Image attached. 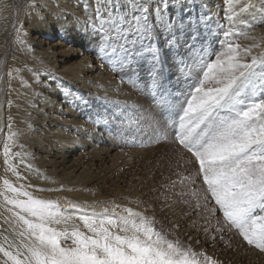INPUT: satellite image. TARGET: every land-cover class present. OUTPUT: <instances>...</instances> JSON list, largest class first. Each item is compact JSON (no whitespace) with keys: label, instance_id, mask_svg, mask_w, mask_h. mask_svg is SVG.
Segmentation results:
<instances>
[{"label":"rangeland","instance_id":"obj_1","mask_svg":"<svg viewBox=\"0 0 264 264\" xmlns=\"http://www.w3.org/2000/svg\"><path fill=\"white\" fill-rule=\"evenodd\" d=\"M211 1L207 8L204 0H195L194 13L203 17L202 27L212 29V35L204 33L209 41L221 26L228 28L226 16L235 11L224 0ZM36 2L49 8L66 0H17L13 22L6 31V18L0 17V124L4 126L0 128V192L5 179L16 186L32 185L29 190L35 196L58 202L64 215L72 216L67 224L56 226L60 230L79 227L87 231L79 213L68 207L70 204L97 212L132 208L152 218L157 231L168 240L179 241L184 248L211 258L206 264H264V252L247 245L236 230L216 231L224 224L223 214L209 212L214 201L205 200L206 186L197 176L198 164L175 143L167 105L184 87V76H174L164 82L163 88H155L146 72L129 73L101 58L97 42L86 35L89 29L85 19L91 9L67 11L71 15L65 22L53 13L48 17L46 10L34 7ZM82 2L86 6L89 0ZM173 2L179 8V0ZM24 3L31 7L23 13L19 26V10L27 6ZM250 3L259 5V12L251 10L239 18H253V28L242 22L238 29L246 35L255 32L263 42L264 0ZM215 17L217 24L211 20ZM32 26L36 31H31ZM43 28H51V36H44ZM24 39L27 48L21 49ZM64 50L72 53L65 61L61 58ZM24 55L41 59L44 64ZM8 67L11 80L6 78ZM37 70L40 74L33 79ZM52 83L61 85L63 98L44 90ZM12 84L15 90L8 94ZM10 133H16L14 141L7 138ZM5 144L12 150L7 158L3 155ZM68 145L76 147L70 157L63 158L59 149ZM21 152L27 155H15ZM5 159L17 167L24 180L9 170ZM0 201L3 203L2 196ZM0 214L8 215L3 205ZM63 246L73 245L69 239ZM197 259L203 261L201 256ZM0 264L12 262L0 253Z\"/></svg>","mask_w":264,"mask_h":264},{"label":"snow or ice","instance_id":"obj_2","mask_svg":"<svg viewBox=\"0 0 264 264\" xmlns=\"http://www.w3.org/2000/svg\"><path fill=\"white\" fill-rule=\"evenodd\" d=\"M34 7L47 10L38 2ZM77 7L83 12L91 9L85 19L86 35L97 42L101 58L109 64L129 73L146 72L155 88L184 76V87L167 105L175 143L198 164L205 200L214 201L209 212L223 214L224 224L216 231L236 230L247 245L264 252V49L253 54L259 44L242 48L235 42L245 34L238 30L239 17L256 6L245 3L239 13L231 11L226 16L228 28L221 26L211 41L204 33L212 35V29L202 27L203 17L194 15L195 0H179V8L173 0H89ZM55 15L66 22L71 14ZM15 136L10 133L7 138L14 141ZM3 155H12L9 144L4 145ZM5 163L19 180L25 179L7 159ZM2 183L0 196L8 215L0 214V253L12 264H206L211 260L168 240L152 218L132 208L97 212L70 204L87 231L60 230L56 226L67 224L72 216L64 215L58 202L35 196L29 190L32 185L16 186L7 179ZM69 239L73 246L64 247Z\"/></svg>","mask_w":264,"mask_h":264},{"label":"bare ground","instance_id":"obj_3","mask_svg":"<svg viewBox=\"0 0 264 264\" xmlns=\"http://www.w3.org/2000/svg\"><path fill=\"white\" fill-rule=\"evenodd\" d=\"M54 2H57V0H53ZM215 1H217V0H215ZM17 2V0H0V17L1 16H5L4 18H6L5 19V25H4V29H3V31H6V30H8L9 29V26H10V24L13 22V19H14V9H13V5L15 4ZM204 2H206L205 4V6L207 7V8H210L211 6L210 5H207L208 3L210 4L212 1L211 0H204ZM224 2L226 3V5H228V6H230L231 7V9L232 10H235L236 12L237 11H239L240 10V8H242L243 7V4L244 3H250V2H253V0H230V2H227V0H224ZM255 2V1H254ZM257 3V2H256ZM25 5H27L26 7H24L22 10L20 9L19 10V15H20V17H19V22H18V24H19V26L21 25V22L24 20V18H23V13L28 9V8H30L31 6L29 5V3H24V6ZM77 5H80V6H83V2H82V0H66V2L65 3H61V4H58V5H56L55 7L54 6H50L49 8H47V10H46V12H47V14H48V17H51V14L53 13V14H56L58 11H63V12H67V11H70V10H72V9H78L79 11L80 10H82V8L81 7H77ZM242 5V7H240ZM255 5V4H254ZM256 7H255V9H254V11L255 12H259L256 8L257 7H259V5L257 6V5H255ZM225 9V8H224ZM215 10H216V7H215ZM231 13V12H230ZM213 14H215V12L213 11ZM215 15H217V14H215ZM258 15V14H257ZM253 16V15H252ZM29 17H27V19H28ZM216 18L217 17H215V18H213V19H211L215 24H217L216 23ZM241 19L243 20L242 22H244L245 24H244V26H246V25H253V18H251V20H247L246 18H244V15H243V17H241ZM262 20V19H261ZM256 23V22H255ZM40 24H41V22H40ZM55 27H56V29L58 30V32L60 31V32H62V29H61V27H58L56 24H53ZM241 26V25H240ZM239 28H241V27H239ZM253 28V27H252ZM44 29V28H43ZM49 30H51V28H48V29H44L43 31V33H45V34H43L44 36H46V37H49V36H51V34L50 33H48V32H50ZM239 31H241L242 32V30L243 29H238ZM31 31H36L35 30V28H34V26H32L31 27ZM16 32V31H15ZM251 32V31H250ZM14 34V33H13ZM53 36H58V34H55V35H53ZM14 37V36H13ZM258 36H257V34L255 33V32H251V34L249 33V35H246V34H244V35H242V36H240L239 37V39H240V41L238 40V43L241 45V47L243 48V47H249V46H251V45H253V44H259L260 45V48H254L253 49V54H256L257 52H259L261 49H264V41L262 42V41H260V39H258L257 38ZM248 42V43H247ZM28 44V41H27V39H24V40H21L20 41V47H21V49H26L27 47H26V45ZM51 52H49L48 51V54L45 56V57H47L48 58V56H49V54H50ZM72 55V53H68V51H66V50H64V51H62V53H61V58L65 61V59H66V57H69V56H71ZM27 55H24V57H26ZM53 56V55H52ZM26 58H28V59H30V60H33L34 61V63H36V64H44L43 62H42V60L41 59H38V58H33V57H26ZM55 59H54V61L52 62V63H55ZM59 61V60H58ZM18 62H20V60H18L17 62H16V64L18 63ZM87 66V65H86ZM83 68V67H82ZM74 69V68H73ZM68 70H71V69H68ZM9 73H11V68H7V70H6V78L8 79V80H11L12 79V75H9ZM39 74H40V71L39 70H37L36 72H35V74H34V76H33V79H37L38 78V76H39ZM73 74H75V73H73ZM76 76H77V74H76ZM75 79H73V80H79L78 79V77H74ZM12 86H13V84H12ZM61 85H58V83H52V84H50V85H47V86H45L44 88V90H46L48 93H50V94H56V95H61V97L63 98L64 97V95L63 94H61L60 92H61V87H60ZM15 86H13V87H9V89H8V94H11V93H13V91L15 90V88H14ZM67 89H68V85H65V92L67 91ZM64 92V93H65ZM66 101V100H65ZM59 130V129H58ZM60 132H62V131H60ZM59 133V132H58ZM75 145H68V146H66L64 149H59V153H63V158L65 157V158H68V157H70L71 156V153H72V151L75 149ZM56 150H58V149H56ZM7 165V164H6ZM14 181V180H13ZM3 188H4V186H3ZM2 191H4V189H1ZM0 205H3V203L0 201Z\"/></svg>","mask_w":264,"mask_h":264}]
</instances>
